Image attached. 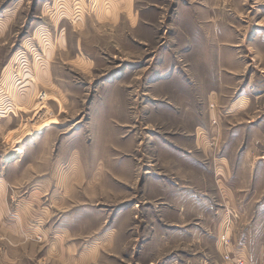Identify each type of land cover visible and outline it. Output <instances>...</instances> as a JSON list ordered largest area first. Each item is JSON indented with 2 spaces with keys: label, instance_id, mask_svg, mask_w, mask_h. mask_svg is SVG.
<instances>
[{
  "label": "rangeland",
  "instance_id": "obj_1",
  "mask_svg": "<svg viewBox=\"0 0 264 264\" xmlns=\"http://www.w3.org/2000/svg\"><path fill=\"white\" fill-rule=\"evenodd\" d=\"M238 258L264 264V0H0V264Z\"/></svg>",
  "mask_w": 264,
  "mask_h": 264
},
{
  "label": "built area",
  "instance_id": "obj_2",
  "mask_svg": "<svg viewBox=\"0 0 264 264\" xmlns=\"http://www.w3.org/2000/svg\"><path fill=\"white\" fill-rule=\"evenodd\" d=\"M227 256L229 257L230 255H227ZM238 260H239V264H240V262H241V261H240V259H239V258H238Z\"/></svg>",
  "mask_w": 264,
  "mask_h": 264
}]
</instances>
